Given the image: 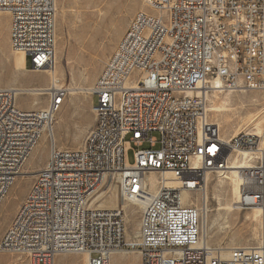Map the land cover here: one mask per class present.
I'll return each mask as SVG.
<instances>
[{"label": "built area", "instance_id": "2783aa9c", "mask_svg": "<svg viewBox=\"0 0 264 264\" xmlns=\"http://www.w3.org/2000/svg\"><path fill=\"white\" fill-rule=\"evenodd\" d=\"M89 89L95 123L78 148H59L51 133L68 89L50 75L44 108L17 105L23 89L0 87V205L22 174L43 133L50 143L44 177L35 178L0 241L2 251L26 255L31 264H55L57 255H87L85 264H111L118 252L138 251L139 264H264V146L249 131L221 137L209 119L213 82L224 91L264 90V0H146ZM9 14V40L33 71H53L57 53V0H0ZM135 147L134 162L127 152ZM239 163L236 210L261 209L255 244L211 245L203 207L185 200L206 193L207 176ZM114 169L130 174L120 188L118 228L107 229L98 194ZM169 173L176 185L147 174ZM196 193V197H193ZM148 197V199H146ZM146 199L136 238L127 237L126 204ZM73 224L62 232L61 224Z\"/></svg>", "mask_w": 264, "mask_h": 264}, {"label": "rangeland", "instance_id": "374dc122", "mask_svg": "<svg viewBox=\"0 0 264 264\" xmlns=\"http://www.w3.org/2000/svg\"><path fill=\"white\" fill-rule=\"evenodd\" d=\"M146 9V0H57V54L60 58L57 76L67 88H86L84 91L68 93L61 110L56 115L53 126L58 127L62 134L61 137L56 138L57 147L78 148L83 145L95 122V115L91 108L93 99L89 89L101 74L106 61L125 34L133 16L138 11ZM9 17L7 13H0V87H48L51 77L48 72L30 70L29 62V67L25 69L26 62L17 60V56L23 53L14 51L11 47ZM88 80L90 81L88 82ZM253 91L232 92L230 96L239 99L243 94H250ZM259 92L264 93V90H259ZM226 93L227 91H224L221 95ZM211 94L212 92L209 93L208 98L211 97ZM35 101L36 103H34ZM16 102L20 108L24 109L44 108L48 103V96L45 93L22 92L18 95ZM246 108L243 109L242 104L236 102L232 121L229 124H223L220 129L221 136L229 138L235 128L245 123V120L242 121L238 118L242 114H246L250 107ZM256 108L263 109L264 104L251 110ZM60 118L62 123L59 127ZM209 119L215 122L212 116H209ZM47 138L46 133H43L30 156V160L25 164L28 172L18 176L10 189L8 198L6 197L0 205V241L17 214L36 176H38L39 169L43 168L48 160L50 143ZM77 138L80 139L79 143L75 141ZM134 151L135 147H131L127 152V160L130 164L134 162ZM237 155L234 154L233 159ZM208 176L211 177L209 179V189H211L209 193L212 194L211 185L217 183L218 177L216 174H209ZM224 187L229 188V185L226 183ZM196 195L193 193V197ZM197 198L200 200L198 206L200 207L202 197L199 195ZM209 207V215L213 218L218 207L217 199L212 198ZM140 210L141 208L136 205L126 207L129 234L127 237L129 238H136L135 232H137L140 221ZM233 212L237 216L234 220L230 219L229 222L233 227L231 233H237L234 234L236 243L241 245L255 244L257 239L252 236L249 225L252 208L235 209ZM257 225L260 229V224ZM229 238L223 239L224 245L228 244ZM220 239V237L212 238L211 245L216 246ZM81 257L71 255L60 260L56 259L55 264H81ZM129 260L132 263L135 262L133 258H129ZM122 261L126 262L127 257L120 256L113 260L114 263ZM0 264H31V262L26 255L4 252L0 248Z\"/></svg>", "mask_w": 264, "mask_h": 264}, {"label": "bare ground", "instance_id": "6f19581e", "mask_svg": "<svg viewBox=\"0 0 264 264\" xmlns=\"http://www.w3.org/2000/svg\"><path fill=\"white\" fill-rule=\"evenodd\" d=\"M59 59H60L59 55L56 53L55 68L53 71L48 72L50 75L56 76L57 78H58L57 76L58 69L60 65ZM17 60L26 62L25 54L23 53L21 55H18ZM117 64H118V54L112 53V55L106 61L104 68H113V67H116ZM88 76H91V75H88ZM89 81L90 80H88V82ZM212 87H213V89L211 90L212 94H211V97L209 98V116H212L215 119V123L219 125L220 129L223 126V124L231 123L232 117L234 115L233 110L236 105V102L238 101L242 104L243 109H247L246 107H250V108L248 109V112L246 114H242L241 117L238 118L242 121L245 120V123L235 128V130L232 132V135H237L243 131H249L251 133L259 135L261 137L260 138L261 145L264 146V108L263 109L256 108L255 110H251L254 107L261 106L262 104H264V93L259 92V90H254L255 92L253 91V92H250V94H243L242 96L239 97V99H235L230 96L232 93L231 91H227L225 95H221V93H223L224 90L220 89L222 86L219 80L214 81ZM17 88L24 90L21 92H27L30 94H39V93L45 92L43 91L45 87L35 86V87H23V88L17 87ZM67 89H68V93H71V94L76 93L79 90L81 91L86 90V88L80 89V88H71V87ZM243 91H247V90H243ZM34 103H36V101ZM92 106H93V101H92ZM59 123H60L59 125L60 127L62 123L61 118L59 120ZM50 130L55 140L57 137L62 136V134L59 132L58 127L52 126ZM221 137L225 138L224 136H221ZM79 140H80L79 138L75 139L76 143H79ZM248 156H250V153H247L245 151L239 152L237 157L235 156L236 158L234 157V159L232 160L233 164L228 167L229 169H227L226 172H220L216 174L218 177V181L217 183L211 185L212 194L209 193V190H211L209 189L210 187L209 179L211 177L209 178V176H207L206 193L204 196H202L201 206L203 207V229H204V233L206 234V239L210 244H211L212 238L220 237L221 239L218 240L217 245H216L218 247L229 248V247L241 246V244L236 243L235 238H234V234H237V233H231L233 227H231V223L229 221L230 219L234 220L235 217L237 216V214L233 212L236 208L235 202L237 201V198H238V191H239V185H240V177L237 171V167L240 166L239 163L246 164L247 163L246 159ZM238 157L239 159L241 158L240 159L241 161L238 159ZM29 160H30V157L26 161V163ZM39 171L40 172L37 177H44V170L39 169ZM26 172H28V170L24 165L22 169V174ZM147 177L150 181V190H151L150 193L152 194H155L157 192L159 181H162L167 187H173L176 185V181H174L173 176L169 173H167L164 176V178H161L160 175H158L156 172H150L147 174ZM129 181H130V174L122 173V169H114L113 173L108 174V182L110 184L109 187L101 191L97 196V198L105 196L100 200V207H106V208L101 209V218H105V226H107V229L118 228V221H115V217L119 216V209H116L115 207L118 206L119 200H120V188L119 187H123L124 185H127ZM226 183L229 185V188L224 187ZM8 194L6 196L7 198H8ZM212 198L217 199L218 201V207H217L216 213L214 214L213 218L209 215V211H210L209 202ZM146 199H148V197ZM146 199H136L134 202L130 204H126L125 207H128L129 205H134V206L136 205L141 208L143 204L146 202ZM185 200L187 202H192L193 200L194 204L199 206V202H200L199 198L192 199L191 193H188V192L185 193ZM17 214H27L26 200H24L23 203L21 204ZM260 216H261V209L259 207H253L252 214L250 216L249 225H250V231L252 232V236H254L256 239H258L259 231H260L257 225V224H260ZM139 225H140V221L138 222L137 227H139ZM61 231L62 232L73 231V224L62 223ZM128 235L129 234L127 230V236ZM225 237H230L229 242L227 241L228 244L225 243L226 245H224V242H223V239ZM121 254L131 255L133 260L140 259V254L138 251L121 252ZM82 256H83V263H84L87 259V255H82ZM113 260H114V255H112L111 257V264H115ZM218 264H225V258H218Z\"/></svg>", "mask_w": 264, "mask_h": 264}, {"label": "crops", "instance_id": "0c3cea01", "mask_svg": "<svg viewBox=\"0 0 264 264\" xmlns=\"http://www.w3.org/2000/svg\"><path fill=\"white\" fill-rule=\"evenodd\" d=\"M27 67H28V59L26 58V67H25V69H27ZM46 85V84H45ZM93 99V98H92ZM93 101V100H92ZM62 118V117H61ZM62 120V119H61ZM95 123V122H94ZM71 255H77V256H80L81 257V254H60V255H57V257H56V259L57 260H60V259H62V258H64V257H68V256H71ZM114 255V259L116 260L117 258H119L120 256H122V257H127V261L126 262H124V261H122V262H119V264H138V260H135V262L134 263H132V262H130V260H129V258L131 259L132 258V256L131 255H128V254H121V252H118L117 254L115 253V254H113ZM126 255V256H125ZM81 260H82V262H81V264H85V262L83 263V256L81 257ZM115 264H118L117 262H115Z\"/></svg>", "mask_w": 264, "mask_h": 264}, {"label": "trees", "instance_id": "16d2710c", "mask_svg": "<svg viewBox=\"0 0 264 264\" xmlns=\"http://www.w3.org/2000/svg\"><path fill=\"white\" fill-rule=\"evenodd\" d=\"M29 67V66H28ZM30 68V67H29Z\"/></svg>", "mask_w": 264, "mask_h": 264}]
</instances>
